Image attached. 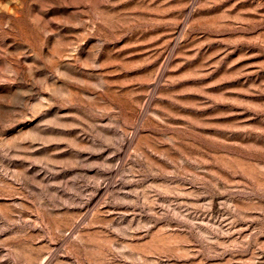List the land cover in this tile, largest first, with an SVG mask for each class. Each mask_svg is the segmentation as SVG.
Returning <instances> with one entry per match:
<instances>
[{"label": "rangeland", "instance_id": "rangeland-1", "mask_svg": "<svg viewBox=\"0 0 264 264\" xmlns=\"http://www.w3.org/2000/svg\"><path fill=\"white\" fill-rule=\"evenodd\" d=\"M0 264H264V0H0Z\"/></svg>", "mask_w": 264, "mask_h": 264}]
</instances>
